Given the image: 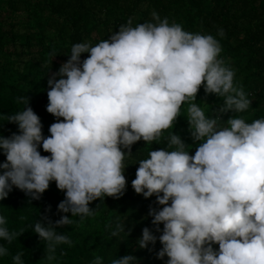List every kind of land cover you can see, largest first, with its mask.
Returning a JSON list of instances; mask_svg holds the SVG:
<instances>
[{
	"label": "clouds",
	"instance_id": "1",
	"mask_svg": "<svg viewBox=\"0 0 264 264\" xmlns=\"http://www.w3.org/2000/svg\"><path fill=\"white\" fill-rule=\"evenodd\" d=\"M152 17L154 23L135 27L129 19L95 46L72 45L67 61L48 73L46 111L56 122L47 137L30 98H17L23 109L6 119L17 131L0 134L5 157L0 161V201L14 188L29 203L40 200L55 182L65 194L57 205L62 215L54 222L43 216L31 226L45 241L43 259L53 264L57 246L72 244L56 229L73 224L71 217L82 222L92 216L94 201L122 197L131 146L158 140L188 102L189 132L194 143L200 142L195 154L173 132L168 146L175 150H151L138 161L132 188L145 199L155 196L161 207L148 212L160 235L144 227L137 245L147 249L159 240L156 255L167 257L165 264H264V119L246 123L231 116L228 126L220 127L225 114L244 112L251 101L242 87L234 86V71L218 59L219 41L170 25L154 11ZM218 35H225L223 29ZM202 86L206 95L224 98L214 118H206L192 102ZM41 147L50 155H42ZM6 225L7 218L0 216V240L9 244L26 231L10 232ZM120 231L125 225L117 224L112 235ZM7 255L8 248L0 244V257ZM23 255H14L13 264H24ZM93 264H103V257H95ZM111 264L138 262L124 255Z\"/></svg>",
	"mask_w": 264,
	"mask_h": 264
},
{
	"label": "trees",
	"instance_id": "2",
	"mask_svg": "<svg viewBox=\"0 0 264 264\" xmlns=\"http://www.w3.org/2000/svg\"><path fill=\"white\" fill-rule=\"evenodd\" d=\"M153 11L161 20L167 18L170 25L178 23L186 32L211 34L219 41L222 51L218 59L234 71V86L242 87L251 101L246 111L225 114L218 121L220 127H227L226 120L231 116L246 123L264 119V0H0V134L9 136L17 131L6 119L23 109L17 98L28 96L30 106L41 119L44 136L50 135L49 126L56 118L46 111L48 73L58 71L67 61L73 44L90 42L95 46L129 19L133 27L154 23ZM220 29L225 33L223 37L218 35ZM87 56L82 54L81 59ZM192 102L202 108L206 118H214L224 98L206 95L202 86ZM188 107V102L182 104L177 120L158 140L148 144L141 140L131 146V154L124 160L127 186L122 197L94 201L90 204L94 208L92 216L82 222L79 217H71L73 224L56 229L68 236L72 244L57 246L53 264H93L97 256L103 257V264H111L124 255L136 256L138 264H165L167 257L160 260L156 255L162 247L159 240L147 249L137 245L144 227L160 235L148 212L150 207L161 206L156 204L155 196L145 199L135 193L132 181L138 161L148 158L151 150H175V146H168L173 132L186 143L185 150L195 154L200 142L194 143L189 132ZM40 151L50 155L42 147ZM4 159L0 155V161ZM64 198L65 194L52 182L40 200L29 203L30 198L14 188L8 198L0 201V216L7 218L8 230L26 229L10 244L0 240L9 250V255L0 257V264H13L12 257L19 252L24 253V264H47L43 259L45 241L31 226L43 216L53 222L58 220L62 214L57 205ZM117 224L125 225V231L113 236ZM213 247L218 250V245Z\"/></svg>",
	"mask_w": 264,
	"mask_h": 264
}]
</instances>
